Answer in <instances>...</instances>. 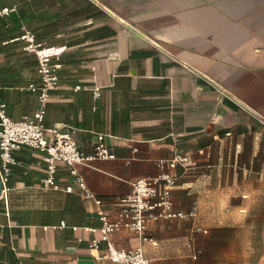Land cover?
<instances>
[{
  "label": "crops",
  "instance_id": "1",
  "mask_svg": "<svg viewBox=\"0 0 264 264\" xmlns=\"http://www.w3.org/2000/svg\"><path fill=\"white\" fill-rule=\"evenodd\" d=\"M6 6L0 97L9 116L39 107L27 89L41 83L28 36L63 46L45 124L115 157L77 165L99 205L64 161L59 187H46L45 153L15 149L18 163L0 183V264H124L105 240L91 245L100 207L114 212L133 180L163 172L175 177L173 208L186 216L151 217L147 239L117 228L116 247L142 246L152 264H214L216 252L230 264L232 252L246 253L264 224V0H0ZM178 152L189 168L170 164Z\"/></svg>",
  "mask_w": 264,
  "mask_h": 264
},
{
  "label": "built area",
  "instance_id": "2",
  "mask_svg": "<svg viewBox=\"0 0 264 264\" xmlns=\"http://www.w3.org/2000/svg\"><path fill=\"white\" fill-rule=\"evenodd\" d=\"M9 7L0 9V15L8 13ZM29 35V34H27ZM31 43L26 47L34 51L38 58V71L41 76V83H30L27 89L38 91L39 107L32 115L23 118H12L7 113L6 102L0 97V177L10 173L13 164L18 163L13 151L22 146H31L43 151V159L47 163L48 173L42 179L43 186L59 187L55 182L57 161H64L75 176L87 198L93 197L100 205L102 200L96 197L88 188L84 176L80 173L78 164H91L92 161L100 158H113L115 153L100 144L96 145L92 152L85 151L79 146L77 139L73 136L71 128L63 126L48 127L45 124L47 111V99L49 91L55 88L59 81L58 70L62 63L53 61V56L63 51V46H43ZM264 56V47L260 48ZM264 122V119H262ZM46 132L51 136L47 137ZM177 163L189 168L192 163L189 157L178 152L170 161L172 166ZM164 181L163 188L158 189V183ZM175 177L168 172L160 173L152 177H139L132 181V190L117 199L113 212L111 208L100 207L98 212L101 219L99 229L101 238H94L91 245H97L99 240L107 242L108 257L113 261L124 264H152L150 258L145 254L143 247L133 249L116 247L110 233L117 228H128L140 234L142 239H147V223L151 217H173L186 216L181 211L173 208L171 197L172 185ZM91 229H94L91 227Z\"/></svg>",
  "mask_w": 264,
  "mask_h": 264
},
{
  "label": "rangeland",
  "instance_id": "3",
  "mask_svg": "<svg viewBox=\"0 0 264 264\" xmlns=\"http://www.w3.org/2000/svg\"><path fill=\"white\" fill-rule=\"evenodd\" d=\"M254 232L255 231H252V235L250 234L247 237V252H232L230 264H264V224L263 230L260 234L258 230L256 231V235H254ZM240 239L242 240V238H240L237 234H233V232H231L230 240L232 248L238 249V242ZM223 255L226 256V253L216 252L212 263L221 264V257Z\"/></svg>",
  "mask_w": 264,
  "mask_h": 264
},
{
  "label": "water",
  "instance_id": "4",
  "mask_svg": "<svg viewBox=\"0 0 264 264\" xmlns=\"http://www.w3.org/2000/svg\"><path fill=\"white\" fill-rule=\"evenodd\" d=\"M221 95H222V94H220V96L218 97V99H220V98H221ZM0 183L2 184L1 177H0Z\"/></svg>",
  "mask_w": 264,
  "mask_h": 264
}]
</instances>
